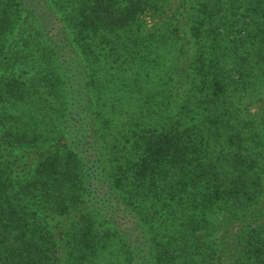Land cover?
I'll use <instances>...</instances> for the list:
<instances>
[{
    "label": "trees",
    "instance_id": "trees-1",
    "mask_svg": "<svg viewBox=\"0 0 264 264\" xmlns=\"http://www.w3.org/2000/svg\"><path fill=\"white\" fill-rule=\"evenodd\" d=\"M25 19L0 264H264V0H0V40Z\"/></svg>",
    "mask_w": 264,
    "mask_h": 264
},
{
    "label": "rangeland",
    "instance_id": "rangeland-1",
    "mask_svg": "<svg viewBox=\"0 0 264 264\" xmlns=\"http://www.w3.org/2000/svg\"><path fill=\"white\" fill-rule=\"evenodd\" d=\"M147 15L144 16L143 20H145L146 24L148 26H152L154 22L160 21L164 18V16L161 15H152L154 13L150 12V13H146ZM161 14V12L159 13ZM29 21L27 19H25V21L23 22H19V28L17 30H14L12 35L7 36V38L0 40V46L3 47V51L8 52L9 56L7 57L9 59V63L12 67L9 68H3V72L5 76H8L12 73L14 74H18L22 68V63H19L18 61H14L16 60L14 56H12L17 49L21 48L22 50H26L25 46H24V42L22 40H18L20 34H21V30H27L26 28V24ZM19 31V34L17 33ZM24 36V33L23 35ZM24 48V49H23ZM12 56V57H11ZM264 102H257L254 105H251V110L252 112L256 111L258 108V110H260L263 106ZM9 108H6V111L9 112ZM145 113V112H144ZM118 118L113 117V129L114 132H116L119 128H121L122 126H118ZM43 129L46 130H51L52 132L56 133V139L58 140L59 143L64 141V137H62V131L61 126H45L44 124L41 125ZM92 130V139L96 142V144L101 145L102 147H106L109 142L108 140L110 139V136H106V137H101V135L99 134V132L94 131V128L91 127ZM51 148L46 146L44 149H41L38 147V145H32L31 149H30V156L32 157V159L30 160H35L38 161L40 159V155L42 152H47L50 151ZM41 152V153H40ZM39 158V159H38ZM98 197H100V193L98 194ZM130 224V221L128 220V218H120L119 219V227H123V226H127Z\"/></svg>",
    "mask_w": 264,
    "mask_h": 264
}]
</instances>
